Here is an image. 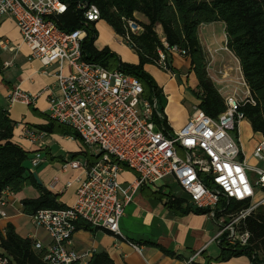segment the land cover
I'll return each mask as SVG.
<instances>
[{
  "label": "built area",
  "instance_id": "1",
  "mask_svg": "<svg viewBox=\"0 0 264 264\" xmlns=\"http://www.w3.org/2000/svg\"><path fill=\"white\" fill-rule=\"evenodd\" d=\"M67 9L61 0H0V19L9 17L14 21L30 59L39 61L45 71L59 65L56 85L45 90L49 93L47 116L51 122L72 130L91 159L71 161L63 167L85 174L72 206L40 210L30 216L31 224L50 239L48 247L36 241L34 250L43 251L46 264H87L90 254L72 246L77 223L83 221L93 229L121 236L120 220L137 191L167 179L186 196L190 206L208 211L206 216L216 226L212 242L226 250L248 248L252 236L246 229V220L264 207V197L257 198L259 194L264 196V170L247 165L238 142L239 126L245 120L240 108L255 105L242 76L244 98L237 99L235 94L223 98L225 111L216 119L206 116L196 101L187 124L171 132L157 101L144 99L143 87L135 77L83 60L82 43L87 36L84 29L100 20L99 10L85 2L77 3L84 29L65 33L55 19ZM122 22L123 41L135 49L132 37L142 35L143 27L135 20L123 18ZM161 42L167 53L158 51L156 66L169 72L167 55L183 58L184 53L169 48L164 39ZM5 45L0 42V47ZM65 67L70 69L68 75L63 72ZM221 75L226 78V74ZM36 98L16 89L8 101L30 106ZM46 134L23 129L24 139L35 145H40ZM252 157L264 163V140L258 143ZM42 161L36 153L31 169ZM124 171L136 175L126 187L118 182ZM7 194L0 198V218L6 217L2 208L7 204ZM172 196L176 198L177 194ZM232 202L243 207L234 209ZM0 264H15L2 249Z\"/></svg>",
  "mask_w": 264,
  "mask_h": 264
},
{
  "label": "trees",
  "instance_id": "2",
  "mask_svg": "<svg viewBox=\"0 0 264 264\" xmlns=\"http://www.w3.org/2000/svg\"><path fill=\"white\" fill-rule=\"evenodd\" d=\"M61 1L68 5V9L64 15L55 19V23L59 30L65 33L84 29V17L77 12L79 2L96 7L100 12L99 21H105L115 35L122 38L125 34L123 18L135 20L143 27L142 35L132 37L139 63L137 65L118 63V69L126 75L135 77L143 87V97L146 93L151 94L152 100L157 101L160 111L164 108L162 90L152 81L144 68L148 64L156 65L158 51L167 53L161 39L165 40L169 48L183 52V58L189 61L190 71L197 81L192 94L197 99L199 108L212 119L224 113V99L210 80L208 56L201 45L199 32L205 25L223 24L225 47L237 60L250 98L255 102L254 106L250 104L242 106L240 112L244 114L253 134L264 140V0ZM96 23H90L84 29L87 36L82 43L83 60L108 68L114 56L107 49L103 51L95 49ZM170 60L171 56L167 55L169 72L175 75ZM15 126L16 123L10 119L8 109L0 103V198L3 193L16 195L25 187L33 186L39 197L21 202L23 214L30 217L40 210L64 209L55 195L38 186L33 179L27 167L29 154L12 142ZM55 127L72 132L53 122L40 129L52 133ZM73 134L78 139L74 132ZM166 206L178 215L208 213L207 210L193 208L184 199L170 195L167 197ZM232 207L239 209L243 205L232 202ZM246 229L252 236L249 247L243 250L222 248L219 258L215 261L228 262L233 258L247 256L252 264H264V208H260L246 220ZM76 230L94 232L96 229L79 221ZM35 243L34 240L18 236L11 224L6 225L4 233L0 232V249L8 254L15 264H46L42 259L43 251L34 250ZM87 264L114 263L107 254L102 253L93 254Z\"/></svg>",
  "mask_w": 264,
  "mask_h": 264
},
{
  "label": "crops",
  "instance_id": "3",
  "mask_svg": "<svg viewBox=\"0 0 264 264\" xmlns=\"http://www.w3.org/2000/svg\"><path fill=\"white\" fill-rule=\"evenodd\" d=\"M213 25L215 24L203 27L207 31ZM206 34L205 37L200 36V42L208 54V73L211 81L217 79L227 83L233 82V74L236 71L241 82L239 64L226 50L225 43L220 48L207 45L211 37ZM0 42L6 43L3 48L0 47V103L8 109L10 119L16 123L12 142L29 154L27 167L33 179L35 180L34 175L38 178L40 185L35 180L36 184L55 195L61 206L70 207L75 202L76 192L84 181L85 174L82 170H64L63 167L71 161L83 162L89 157L87 149L74 137L72 130L68 132L58 127H55L52 133H47L40 145L32 144L23 137L24 128L42 131L40 128L50 124L47 116L49 93L45 90L56 85L55 75L59 72V65L54 64L45 71L39 61L30 59V52L23 44L14 21L9 17L0 19ZM170 61L171 65L175 64L173 55ZM186 63L188 65L189 61ZM69 71L68 67L63 69L64 74ZM189 73L193 74L192 71ZM221 74H226V78L222 79ZM153 77L156 75L153 74ZM181 77L183 78V75ZM159 84L158 82V87L161 88ZM16 89L37 98L30 106L9 104L8 97ZM163 89L164 87L161 89L164 93V116L171 132H178L189 121L196 99L188 93L186 98L190 104L185 101V107H175V111L169 114L165 100L167 88ZM241 127L242 123L239 126L238 142L247 165L264 170V163H259L252 157L258 143L262 141L261 137L253 134V141H240ZM36 153L41 155L43 161L37 168L31 169V159ZM251 162L252 166L249 165ZM135 178L134 173L124 171L118 177V182L122 187H126L133 183ZM173 194H177L176 198L187 201L185 195H180V190L170 179L155 186H143L124 210V216L119 223L121 236L104 230H79L72 237L73 248L80 253H89L90 256L107 254L114 264H189L195 256L191 264H215L213 261L219 258L222 248L212 242L216 232L214 222L206 215H178L170 211L166 206L167 197ZM5 197L7 204L2 211L6 217L0 218V232L4 233L6 225L11 224L21 238L38 241L48 247V235L31 224L30 217L23 214L21 204L23 200L38 198V191L33 186H27L20 193L7 194ZM261 197L264 196L259 194L257 198Z\"/></svg>",
  "mask_w": 264,
  "mask_h": 264
},
{
  "label": "rangeland",
  "instance_id": "4",
  "mask_svg": "<svg viewBox=\"0 0 264 264\" xmlns=\"http://www.w3.org/2000/svg\"><path fill=\"white\" fill-rule=\"evenodd\" d=\"M94 30L97 36L94 42L95 49L97 51H103L107 49L114 56L113 57L114 59L110 61V66L108 68H105L106 70L108 71L117 70L119 66L118 63L128 64V65H137L139 63V58L135 52V49L125 44L121 36L115 35L111 27L105 21L101 20L97 22L95 24ZM206 33H208L211 37L209 40L210 43H208L207 45H213V46H217V48H220L222 44L225 43L223 24L221 23L215 24L209 27L207 31L206 29H204V27H201L199 32V37L201 35H202L201 38L205 37L207 35ZM173 58L176 62L174 65H171L172 66L171 68L174 70L175 75H173L171 71L166 72L161 70L158 66L154 64H148L144 68L145 72L152 79V81H154L157 87L159 82L160 83L159 86H161L160 89H162L163 87L164 89L167 88L165 94V100H167L166 101L167 111L169 114L175 111V107L177 108H181L183 106L185 107L186 105L185 101L188 104H190L189 100L186 98V95L188 93H191V95L193 96L192 91H194L197 86V81L194 74L189 73L190 67L189 64L187 65L186 63L187 60L177 55H173ZM69 73L70 71L65 75H68ZM153 74L156 75V77H153ZM187 74H189L188 77H186ZM180 75L181 76L183 75V78ZM233 78L234 81L230 83L223 82L217 79L213 80L212 83L215 86V88L219 91V93L222 95L223 98H227L228 96H233L234 94H235V98L237 99L244 98L246 96V89L240 84V80L238 79V74L236 71L233 74ZM193 97L195 98V96ZM144 99L151 102L153 101L152 100L153 97L149 93H146L144 95ZM159 104L160 105L162 104V100L159 101ZM244 139H247L248 142L254 140L253 132L246 119L243 120L242 127L240 128V141L241 140L244 141ZM249 165L252 166L253 162H251ZM262 167H264V165H262ZM180 195L183 196V194ZM213 263L252 264L247 256L233 258L228 262L213 261Z\"/></svg>",
  "mask_w": 264,
  "mask_h": 264
},
{
  "label": "water",
  "instance_id": "5",
  "mask_svg": "<svg viewBox=\"0 0 264 264\" xmlns=\"http://www.w3.org/2000/svg\"><path fill=\"white\" fill-rule=\"evenodd\" d=\"M34 178H35V180H36L37 184H39V185H40V182L38 181V178L36 177V175H34Z\"/></svg>",
  "mask_w": 264,
  "mask_h": 264
}]
</instances>
